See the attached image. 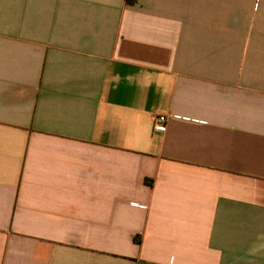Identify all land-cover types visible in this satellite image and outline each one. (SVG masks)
Returning a JSON list of instances; mask_svg holds the SVG:
<instances>
[{
	"label": "crops",
	"instance_id": "obj_1",
	"mask_svg": "<svg viewBox=\"0 0 264 264\" xmlns=\"http://www.w3.org/2000/svg\"><path fill=\"white\" fill-rule=\"evenodd\" d=\"M0 264H264V0H0Z\"/></svg>",
	"mask_w": 264,
	"mask_h": 264
},
{
	"label": "built area",
	"instance_id": "obj_2",
	"mask_svg": "<svg viewBox=\"0 0 264 264\" xmlns=\"http://www.w3.org/2000/svg\"><path fill=\"white\" fill-rule=\"evenodd\" d=\"M166 121H167V117L164 116V115H160V116H158V117L155 119V123H156L157 125L159 124V127H160L161 130H164V129H165Z\"/></svg>",
	"mask_w": 264,
	"mask_h": 264
},
{
	"label": "trees",
	"instance_id": "obj_3",
	"mask_svg": "<svg viewBox=\"0 0 264 264\" xmlns=\"http://www.w3.org/2000/svg\"><path fill=\"white\" fill-rule=\"evenodd\" d=\"M135 240H136L137 242H140V241H141V239H140V238H135Z\"/></svg>",
	"mask_w": 264,
	"mask_h": 264
}]
</instances>
